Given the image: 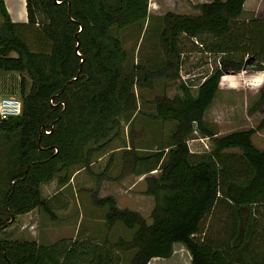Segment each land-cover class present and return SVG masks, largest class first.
I'll return each instance as SVG.
<instances>
[{
    "label": "trees",
    "instance_id": "1",
    "mask_svg": "<svg viewBox=\"0 0 264 264\" xmlns=\"http://www.w3.org/2000/svg\"><path fill=\"white\" fill-rule=\"evenodd\" d=\"M24 1L26 21L12 22L0 0V71L18 75L21 103L19 114L0 119V235L33 209L54 218L41 185L61 173L57 181L64 183L72 166L89 169L91 156L118 137L120 117L135 111L134 87L178 78L181 36L218 54L219 66L194 87L176 82L171 96L153 98L151 120L170 126L164 144L147 153L131 140L121 148L119 175L110 179L144 176L142 193L153 200L149 223L95 189L90 199L105 208V229L119 222L132 230L129 239L42 245L0 236V264H119L120 253H128V264H148L171 257L173 244L183 246L189 264H264V148L251 139L264 130V114L254 127L222 135L204 120L217 90L232 89L220 84L222 75L245 66L264 75V20L238 22L245 0L197 3L196 15L165 12L158 34L162 66L125 69L126 53L111 28L147 19L148 0ZM258 92L250 115L262 111ZM193 132L209 139L207 151L188 150ZM108 165L94 175L98 180L108 179ZM216 210L224 216L221 233L201 234V222Z\"/></svg>",
    "mask_w": 264,
    "mask_h": 264
},
{
    "label": "rangeland",
    "instance_id": "2",
    "mask_svg": "<svg viewBox=\"0 0 264 264\" xmlns=\"http://www.w3.org/2000/svg\"><path fill=\"white\" fill-rule=\"evenodd\" d=\"M205 1L148 0L147 19L139 24L127 25L117 31L112 27L111 32L119 37L122 49L126 53L125 69H130L135 63L152 70L162 66L164 49L158 42V34L162 28V15L168 11L177 14H197L198 10L193 5ZM250 18L264 20V0H245L238 22L242 23ZM218 58V54L204 52L200 44L196 45L194 41L181 36L178 44V78L169 81L164 77H158L153 79L149 87H134L135 111L120 117L118 137L103 150L91 156L89 169H83L79 165L72 166L71 174L64 183L60 184L57 181L61 173L41 185V195L51 199L54 218L50 219L41 211L33 209L27 214L15 217L14 221L3 229L0 236L12 239H32L42 245H49L60 239L70 243L87 239L99 242L106 238L110 244L118 237L127 240L132 230L125 228L119 222L106 230L103 220L105 208L97 207L91 202L92 190L96 189V196L100 197L98 190L105 185L116 187L111 191H115L117 199L112 197L118 208L134 209L145 219L146 223H149L148 214L153 206V200L151 196L142 193L145 187L144 181L138 184L135 179H132L133 176L129 175L117 180L110 179L119 175L121 148L123 145H125L124 148H128L131 140V143L139 149V153H147L156 150L160 144H164L170 126L151 120L150 117L154 113L151 103L153 98L161 93L171 96L177 90L176 82H182L181 77L185 78V83L192 82V87H194L211 71ZM243 72L241 77L226 75L225 79L221 78L222 86L229 84L228 87L232 89L223 90V92L218 89L205 111L204 120L214 129L216 135L254 127L258 116L264 114V105L258 115L247 113V109L258 96V90L264 94V84L262 81L258 88L255 87L257 88L255 90L254 86H258V82H261V79H257L258 77H253L258 76L257 71L245 66ZM243 80L250 81L251 85L242 86ZM254 80L258 81L255 85ZM11 96L18 98L16 93ZM251 139L258 149L264 148V130L255 131ZM186 144L188 150L196 155L207 151L210 141L207 137L193 132ZM108 162L106 169L108 179L98 180V177L94 175L103 171ZM152 174L156 175L157 171H153ZM223 219L224 216L220 211L209 213L201 222V234L211 233L213 235L214 231L221 233L220 227ZM128 257V253H120L119 264H128ZM148 264H189V255L183 246L173 244L171 257L153 258Z\"/></svg>",
    "mask_w": 264,
    "mask_h": 264
},
{
    "label": "crops",
    "instance_id": "3",
    "mask_svg": "<svg viewBox=\"0 0 264 264\" xmlns=\"http://www.w3.org/2000/svg\"><path fill=\"white\" fill-rule=\"evenodd\" d=\"M208 1L209 0H206L205 2H208ZM2 2H3V6L5 8V11H6L10 21H12V22H25L26 21L25 1L24 0H2ZM197 13H198V11H197ZM193 15H196V14H193ZM256 73L258 74V76L254 75L253 77H258L257 79H261V82L254 80V85H255V82H258L259 83L258 86H259L264 79V75L262 72H259V71H257ZM225 77H226V75H223L221 78L225 79ZM221 78H220V80H221ZM17 80H18V75L15 72L0 71V97L11 96V95L15 94ZM228 85L223 86V87H228ZM129 176H133L132 179H135L136 182H138V184L140 183V181H141V183L143 182V177H144L143 175H140V176L129 175ZM142 186H143V184H142ZM107 187H108L107 185H105L104 187L101 186L98 190V192H99L98 195L100 197L110 195V196H113L115 199H117L115 191L114 192L111 191V189L114 190V188H116V187L115 186L113 187L112 185H110L108 188ZM156 259H159V258H156Z\"/></svg>",
    "mask_w": 264,
    "mask_h": 264
},
{
    "label": "built area",
    "instance_id": "4",
    "mask_svg": "<svg viewBox=\"0 0 264 264\" xmlns=\"http://www.w3.org/2000/svg\"><path fill=\"white\" fill-rule=\"evenodd\" d=\"M195 42V41H194ZM216 66H219V60L216 61ZM244 68H242L238 73L236 74H224V75H232V76H238L241 77V74L244 73ZM223 76V75H222ZM221 76V77H222ZM182 82L185 83V78L181 77ZM203 79V78H202ZM201 79V80H202ZM200 80V81H201ZM186 84V83H185ZM242 86L247 87L251 85V82L248 80H243L241 82ZM21 109V103L19 98L12 97V96H4L0 97V119H4L7 116H14L20 113Z\"/></svg>",
    "mask_w": 264,
    "mask_h": 264
}]
</instances>
